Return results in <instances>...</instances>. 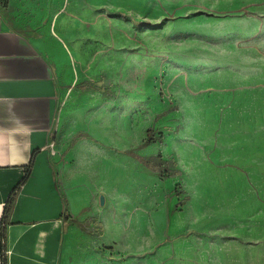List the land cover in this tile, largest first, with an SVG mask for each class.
I'll return each instance as SVG.
<instances>
[{
  "label": "crops",
  "instance_id": "crops-1",
  "mask_svg": "<svg viewBox=\"0 0 264 264\" xmlns=\"http://www.w3.org/2000/svg\"><path fill=\"white\" fill-rule=\"evenodd\" d=\"M109 6L134 11L111 0H0V264L7 201L26 173L6 224L7 264H158L165 215L136 203L145 188L146 201L154 202L157 177L150 171H157L127 150L151 156L176 148L191 200L198 194L205 202L201 157L183 161L174 134L162 148L156 142L140 147L141 128L112 113L124 100L129 70L137 68L122 46L124 27L133 26L98 13ZM206 33L217 35L218 27L207 25ZM172 58L190 74V64ZM187 88L177 99L193 110ZM190 119L185 135L197 123L195 113ZM178 176L168 177L170 185ZM194 217L200 216L184 210L172 226Z\"/></svg>",
  "mask_w": 264,
  "mask_h": 264
},
{
  "label": "rangeland",
  "instance_id": "rangeland-1",
  "mask_svg": "<svg viewBox=\"0 0 264 264\" xmlns=\"http://www.w3.org/2000/svg\"><path fill=\"white\" fill-rule=\"evenodd\" d=\"M111 2L134 10L109 6L98 13L133 26L124 27L122 46L126 61L134 57L137 68L129 70L124 100L112 113L139 126L144 139L150 127L155 135L162 134L156 142L160 148L174 134L183 161L203 160L198 167L205 202L198 194L191 200L184 183L187 168L177 149L158 151L164 158H176V168L182 170L171 176H178L171 185L170 178L150 171L157 177L154 202L146 201L147 188L136 202L143 210L165 215L168 225L157 234L158 264H264V0ZM172 22L180 25L167 31ZM207 25H215L219 33H206ZM244 27V33L238 32ZM116 32L111 25L110 33ZM174 55L190 64L189 75L176 66ZM186 88L196 100L193 110L177 99ZM194 113L197 123L185 135ZM186 179L193 183L192 176ZM169 206L175 208L172 217ZM184 210L189 217H200L173 228V218ZM163 248L169 250L161 253Z\"/></svg>",
  "mask_w": 264,
  "mask_h": 264
},
{
  "label": "trees",
  "instance_id": "trees-1",
  "mask_svg": "<svg viewBox=\"0 0 264 264\" xmlns=\"http://www.w3.org/2000/svg\"><path fill=\"white\" fill-rule=\"evenodd\" d=\"M84 86V83L81 84ZM166 113L163 112V114ZM162 134L155 135L154 129L150 127L147 132V138L145 141L140 145V147H145L149 144L155 143L157 141H162ZM127 153L135 154L139 159L143 161L145 165L149 168L157 171L158 173L166 176L171 177L177 175L179 172L174 169L176 162L174 158L164 159L161 154L158 155H151V156H141L137 155L133 150H127ZM28 173L25 174L22 181L13 189L11 192L8 201H7V208L5 209V213L3 216V225H1V239H2V250H3V258L1 264H7L6 252H7V232H6V224L8 222V218L12 209V206L15 202V198L17 195L18 190L20 189L22 183L27 179ZM175 208H169V215L174 213Z\"/></svg>",
  "mask_w": 264,
  "mask_h": 264
},
{
  "label": "built area",
  "instance_id": "built-area-1",
  "mask_svg": "<svg viewBox=\"0 0 264 264\" xmlns=\"http://www.w3.org/2000/svg\"><path fill=\"white\" fill-rule=\"evenodd\" d=\"M50 149H51V151H52L53 153H55L54 143H51V144H50Z\"/></svg>",
  "mask_w": 264,
  "mask_h": 264
},
{
  "label": "bare ground",
  "instance_id": "bare-ground-1",
  "mask_svg": "<svg viewBox=\"0 0 264 264\" xmlns=\"http://www.w3.org/2000/svg\"><path fill=\"white\" fill-rule=\"evenodd\" d=\"M184 153V152H183ZM185 155V154H184ZM186 157V156H185ZM184 160H186V159H184Z\"/></svg>",
  "mask_w": 264,
  "mask_h": 264
}]
</instances>
